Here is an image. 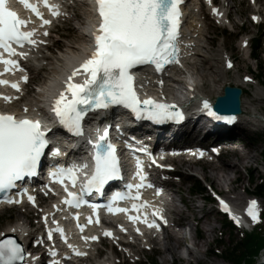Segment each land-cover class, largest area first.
Instances as JSON below:
<instances>
[{
    "label": "snow or ice",
    "instance_id": "1",
    "mask_svg": "<svg viewBox=\"0 0 264 264\" xmlns=\"http://www.w3.org/2000/svg\"><path fill=\"white\" fill-rule=\"evenodd\" d=\"M20 3L39 18V27L43 31L30 27L33 23L31 17L21 18L16 11L8 7L6 0H0V65L4 66L0 77L16 70L23 71L19 61L28 59L29 53L24 50L25 48L38 49L40 45L47 44V40L40 37L49 35L45 26L51 25L52 20L45 18L40 8L29 3V0H20ZM94 3L99 24L91 33L93 49L77 67L72 68L63 81L62 89L51 100V111L58 118L59 123L74 135H83L82 122L86 114L96 109H107L112 105L123 106L130 109L138 118L146 117L155 122L179 119L182 114L177 110L176 105L150 97L141 99L136 90L132 70L137 66L149 65L154 66L157 72H163L167 65L180 64L179 29L182 13L179 6L183 0H94ZM42 4L54 18L62 14L59 4L50 3V0H42ZM228 67H232L230 62ZM77 76H83L82 83L75 81ZM22 79L27 82L28 78L24 76ZM160 83L162 86L163 81ZM9 84L17 92L21 91L19 82L0 78V85ZM3 99L10 102L12 97L4 96ZM205 107H208L207 102ZM23 111L25 115L22 118L0 112V193L4 194L0 203L20 204L27 196L28 201L35 204V196L29 194L28 188L18 182L37 175L49 139L47 130L42 128L41 120L29 118L27 107ZM108 137L109 131L106 128L93 143V168L90 174L86 172L87 164L57 167L50 173L53 181L61 184L66 193L61 201L63 205L77 209L82 205H89L96 213L101 205L89 204L85 196L93 192L102 194L105 185L122 178L120 158ZM138 151L146 152V149H138ZM55 152L59 154V149L57 148ZM136 168L134 179L138 178L139 182L128 184L123 192H116L104 207L109 213H124L133 223H143L148 228L159 230L160 224L157 223V218L165 224L167 221L161 209H154L151 213L152 218L149 217L147 209L150 205L147 201L141 202V190L153 185L145 183L147 177L139 160ZM82 172L86 174L83 182L80 183V191H71L67 182L75 188L79 174ZM13 189L17 190L15 195L19 199H14L10 195ZM160 192L161 190L157 189L156 195ZM120 201H132L131 210L135 214H130L127 207H120ZM220 204L224 212H231L228 204L223 200ZM53 207L57 211L62 210L57 205ZM247 211L252 221L257 222L259 215L257 201H251ZM75 218L79 220L78 213ZM232 219L237 220L235 216H232ZM44 222L48 223L47 215L44 217ZM93 222L99 224L98 213L95 221L92 217L88 218L89 225ZM53 223L56 221L54 220ZM77 226L83 233L85 225ZM122 230L126 231L123 228ZM55 231L59 232L67 243L64 230L58 224ZM136 231L142 234L138 227ZM47 235L48 240H52L53 230H49ZM104 235L112 237L113 234L111 231H105ZM81 238L86 242L98 240L97 236ZM40 242L42 241H38ZM68 247L77 256L85 255L70 243ZM52 255L56 253L53 252ZM24 260L25 250L15 239L0 240V264H20ZM53 264H59V261H53Z\"/></svg>",
    "mask_w": 264,
    "mask_h": 264
},
{
    "label": "rangeland",
    "instance_id": "2",
    "mask_svg": "<svg viewBox=\"0 0 264 264\" xmlns=\"http://www.w3.org/2000/svg\"><path fill=\"white\" fill-rule=\"evenodd\" d=\"M234 1H235V5L237 6L236 3H239L241 0H234ZM241 10L243 11L244 8H241ZM209 35L210 36H209L208 40L210 41V43H209L210 50L212 52L213 57L215 59H218L219 58V50H220L219 49V44L216 43L215 42L216 40L213 38L214 36L218 35V30L217 29L212 30L209 33ZM77 37L80 38V36H77ZM74 43H77L76 39H73L71 42H67L64 45L63 48L66 49V47H74V45H75ZM226 46L229 49H231L232 51L235 50V43H233L232 41H227L226 42ZM205 82L208 84L206 86V88L208 90L207 92L209 94H212V95H216L217 89L219 87L221 88L224 84H228V83L236 84V82L232 78H223V79L218 80L216 83H214L213 81H210L209 79H205ZM249 138L253 139V140L250 142V145H249L250 146V151L246 155H247V157L249 156V158L253 157V159L250 161V163H247V160L245 159V155H244V156H242V158H240L242 160L241 167L240 168H235V170L233 168V171L235 173V177L239 178L238 184L241 187L242 186L244 187L246 185V182H247V178L244 176V174L242 172V168L245 167L246 169H249L248 167H252V165L256 166L257 163L261 162V159H260L261 152H264V132L262 133L261 136L254 137L253 135H250ZM249 138H248V140H249ZM228 160L232 161V162H235V163H238V161L235 158H233V157H231V158L229 157ZM238 164H240V163H238ZM227 172H228V170H227ZM217 173H220V172H217ZM207 174H208L209 177L214 179V175L215 174H213L211 171H207ZM231 175H233V174H231ZM255 183H257V182H255ZM215 184L218 185V184H220V182L217 180V182L215 181ZM187 189L188 188H186L183 191L185 198L189 202L191 200L198 208V209H194V208L190 209V212H189L188 216L189 217L193 216V217H196V218H200V216L202 214H204V217L202 219V223H201V225H199V229H201L203 231H206V229L207 230L213 229L212 232L209 231L207 233L208 234L207 235V239L208 240H206V242L201 241V240L197 241V244L198 243L201 244L200 245L201 246L200 249L203 252H205V251H207L206 249L208 248L207 242L208 241L209 242H215L216 241L215 237H216L218 228L221 225V223H220L221 218L218 217L214 211L211 212V207L210 206H205L203 208V212L199 211V209L202 207L201 199L199 197H190L188 195ZM187 230H188L187 236L189 237V239H191L193 237V227H191V228L188 227ZM231 240H237V239L233 238L232 235H230L227 232V234H226V236L224 238V242H223V250L224 251L228 247H231L230 246L231 245ZM181 255H183V258L177 259V264H187L188 260H190L188 252L184 250L183 252H181ZM156 258H157V263L158 264H172L174 262V259L168 253H166L163 256L156 257ZM214 261H217V260L213 259V258H207V257L201 256V264H212Z\"/></svg>",
    "mask_w": 264,
    "mask_h": 264
},
{
    "label": "bare ground",
    "instance_id": "3",
    "mask_svg": "<svg viewBox=\"0 0 264 264\" xmlns=\"http://www.w3.org/2000/svg\"><path fill=\"white\" fill-rule=\"evenodd\" d=\"M250 160L251 159H253V157H251V158H249ZM230 166L232 167V168H237V165H235V164H230ZM227 176V173L226 172H224V173H217L216 172V174L214 175V179L212 178V180H213V183H215V181L217 182V180H221L222 178H225ZM240 199V197H238V198H236L235 200H239ZM212 230L213 229H210V230H208V231H210V232H212ZM174 248L171 246V245H168V247H167V251L172 255V256H174L175 254H177V253H174ZM200 251V250H199ZM194 251L193 250H191L190 251V254L191 255H193L194 256ZM178 257L179 258H183V255H181V253L180 254H178ZM196 258L197 259H199L197 256H196ZM214 264H220V263H214Z\"/></svg>",
    "mask_w": 264,
    "mask_h": 264
}]
</instances>
